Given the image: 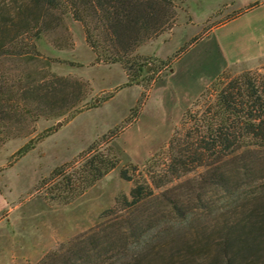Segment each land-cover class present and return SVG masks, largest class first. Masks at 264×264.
<instances>
[{
    "label": "trees",
    "instance_id": "obj_1",
    "mask_svg": "<svg viewBox=\"0 0 264 264\" xmlns=\"http://www.w3.org/2000/svg\"><path fill=\"white\" fill-rule=\"evenodd\" d=\"M66 16L80 23L95 64L126 66L140 45L173 27L176 6L175 0H0V147L82 100L85 85L51 73L53 60L37 45L51 34L70 45ZM117 136L55 169L40 188L62 203L84 194L118 165L110 145ZM120 178L133 180L126 169ZM189 227L219 234L212 251L205 253L210 242L194 244L187 236L181 247H170ZM155 263L264 264V72H222L183 115L160 174L136 183L93 228L37 264Z\"/></svg>",
    "mask_w": 264,
    "mask_h": 264
},
{
    "label": "rangeland",
    "instance_id": "obj_2",
    "mask_svg": "<svg viewBox=\"0 0 264 264\" xmlns=\"http://www.w3.org/2000/svg\"><path fill=\"white\" fill-rule=\"evenodd\" d=\"M175 6L173 27L140 45L126 66L95 64L70 16L64 18L70 45L58 34L38 41L42 56L53 60L51 73L85 86L76 106L41 117L30 134L0 147V264H37L88 232L116 199L160 174L183 115L222 72H264V0H175ZM111 133L118 134L110 143L116 168L69 203L46 195L42 180ZM24 147L31 149L18 156ZM122 169L132 181L120 178ZM218 236L189 227L170 247H181L186 237L210 242L209 253Z\"/></svg>",
    "mask_w": 264,
    "mask_h": 264
}]
</instances>
